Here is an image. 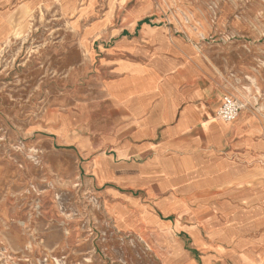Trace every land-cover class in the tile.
Returning a JSON list of instances; mask_svg holds the SVG:
<instances>
[{"label":"crops","instance_id":"1","mask_svg":"<svg viewBox=\"0 0 264 264\" xmlns=\"http://www.w3.org/2000/svg\"><path fill=\"white\" fill-rule=\"evenodd\" d=\"M57 1L0 0V30L19 5ZM69 1L76 10L82 0ZM86 1L82 15H95L99 0ZM117 1L111 22L107 0L105 14L84 28L83 66L54 80L57 121L36 148H73L105 217L144 239L160 264H263L264 184L251 178L264 157L256 117L248 113L239 127L214 117L226 73L202 53L206 38L178 24L154 26L147 15L112 29L132 2ZM112 30L113 44L97 49Z\"/></svg>","mask_w":264,"mask_h":264},{"label":"rangeland","instance_id":"2","mask_svg":"<svg viewBox=\"0 0 264 264\" xmlns=\"http://www.w3.org/2000/svg\"><path fill=\"white\" fill-rule=\"evenodd\" d=\"M57 2L62 14L57 3L31 11L19 5L0 30V264H160L144 239L118 232L105 217L98 194L85 185L92 173L73 159V148H36L57 121L49 103L54 80L83 66L84 28L108 4L99 0L96 14L83 16L86 0L76 10L73 1ZM116 2L110 0L106 24ZM116 13L112 29L147 15L154 26L178 24L206 38L202 53L215 71L225 68L219 88L246 105L233 125L248 113L256 117L264 144V0H132ZM115 33L102 35L96 48L111 46ZM260 167L253 183L264 184V157Z\"/></svg>","mask_w":264,"mask_h":264},{"label":"built area","instance_id":"3","mask_svg":"<svg viewBox=\"0 0 264 264\" xmlns=\"http://www.w3.org/2000/svg\"><path fill=\"white\" fill-rule=\"evenodd\" d=\"M243 108L244 104L240 100L233 96H224L223 103L217 111V116L220 120L231 123L238 118Z\"/></svg>","mask_w":264,"mask_h":264},{"label":"bare ground","instance_id":"4","mask_svg":"<svg viewBox=\"0 0 264 264\" xmlns=\"http://www.w3.org/2000/svg\"><path fill=\"white\" fill-rule=\"evenodd\" d=\"M28 8H29V7H28ZM29 9H30V8H29ZM30 11H31V9H30ZM4 44H5V43H3L1 46H2V47H4ZM244 95H245V94H244ZM246 96H247V95H245V97H246ZM242 103H243V102H242ZM244 103H245V102H244ZM244 103H243V104H244ZM245 108H246V105L244 104V108H243V110H242V111H244V110H245ZM240 114H241V113H240ZM240 114H239V116H240ZM239 116H238V117H239Z\"/></svg>","mask_w":264,"mask_h":264}]
</instances>
